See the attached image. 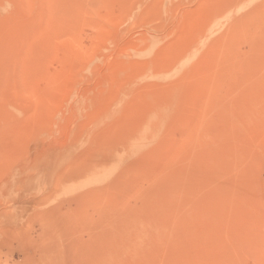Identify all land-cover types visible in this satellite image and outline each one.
Here are the masks:
<instances>
[{
    "label": "rangeland",
    "instance_id": "1",
    "mask_svg": "<svg viewBox=\"0 0 264 264\" xmlns=\"http://www.w3.org/2000/svg\"><path fill=\"white\" fill-rule=\"evenodd\" d=\"M0 264H264V0H0Z\"/></svg>",
    "mask_w": 264,
    "mask_h": 264
},
{
    "label": "bare ground",
    "instance_id": "2",
    "mask_svg": "<svg viewBox=\"0 0 264 264\" xmlns=\"http://www.w3.org/2000/svg\"><path fill=\"white\" fill-rule=\"evenodd\" d=\"M142 131V130H141ZM143 132V131H142ZM212 155V154H211ZM211 160V159H210ZM227 165V164H226ZM211 168V167H210ZM215 168V167H214ZM218 172V171H217ZM222 172V171H221ZM223 173V172H222ZM223 178V177H222ZM221 178V179H222ZM225 178V177H224ZM219 179V178H218ZM236 182V181H235ZM187 184V183H186ZM219 190V189H218ZM184 213V212H183ZM189 213V212H188ZM185 217V216H184ZM181 222H182V220H181ZM177 224V223H176Z\"/></svg>",
    "mask_w": 264,
    "mask_h": 264
}]
</instances>
